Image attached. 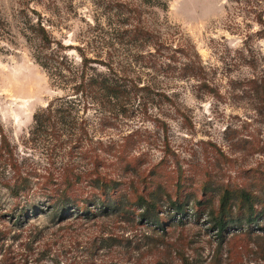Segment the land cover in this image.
<instances>
[{
  "label": "trees",
  "instance_id": "16d2710c",
  "mask_svg": "<svg viewBox=\"0 0 264 264\" xmlns=\"http://www.w3.org/2000/svg\"><path fill=\"white\" fill-rule=\"evenodd\" d=\"M89 1L93 17L77 43L57 37L52 18L29 5L24 36L60 92L34 112L21 153L0 121V193L16 207L24 202L17 218L48 209L60 227L66 220H82L79 226L97 222L100 231L85 234L94 237L85 251L91 254L88 264H143L147 254L157 258L151 264H169L159 259L173 251L180 256L182 249L166 239L171 224L164 220V207L180 213L188 201H212L213 194L205 197L212 172L209 165L181 163L169 121L151 109H185L175 89L181 80L194 79L205 90L217 83L196 42L168 18L170 0ZM243 1L250 20L264 25V0ZM5 23L0 14V35ZM239 83L236 88L263 121L264 68L254 67ZM213 144L216 154L225 155ZM263 174L238 185H216L220 209L214 226L220 233L234 219V200L246 205L248 221L257 218V206L264 203ZM187 188L193 190L188 195ZM197 188L203 192L198 199ZM23 223L0 221V264H29L28 254L14 244L21 233L10 235ZM39 231L43 235L42 227Z\"/></svg>",
  "mask_w": 264,
  "mask_h": 264
},
{
  "label": "rangeland",
  "instance_id": "374dc122",
  "mask_svg": "<svg viewBox=\"0 0 264 264\" xmlns=\"http://www.w3.org/2000/svg\"><path fill=\"white\" fill-rule=\"evenodd\" d=\"M29 5L52 18L55 24L51 28L66 43L78 42L86 21L93 17L94 8L89 0H0V14L6 21L1 24L0 35V121L20 153L34 112L60 92L36 61L31 43L24 36ZM248 8L243 0H170L168 18L196 42L217 87L205 90L194 79L181 80L175 89L185 109L151 110L169 121L170 135L180 152L181 163L192 168L209 165L211 193L205 197L213 194V200L205 199L202 204L188 201L185 211H173V217L170 209L164 207V220L171 224L166 239L179 244L182 252L178 256L173 251L159 261L264 264V203L257 206V218L250 222L246 205L234 200V219L223 233L214 226L215 213L220 209L216 194L219 182L238 185L250 182L258 171H264V120L260 121L262 117L249 108L247 97L235 86L251 75L254 67L264 68V25L250 20ZM258 29L262 30L257 32ZM70 52L78 57L74 49ZM213 143L225 155L216 154ZM251 143H256L253 150ZM190 189L185 190L186 195L193 191ZM196 190L197 199L203 197L200 188ZM0 203L3 206L1 222H24L19 228L18 224L13 226L10 235L21 233L14 244L20 253L28 254L29 264L90 262L91 254L86 252L94 237L89 239L85 234L92 236L99 232L101 227L97 222L79 226L82 220L76 223L66 220L60 227L48 209L39 215L27 213L29 218L26 215L17 218L24 202L16 207V201L4 191L0 193ZM39 227L43 228V235ZM75 228L77 234L73 232ZM70 230L72 234H68ZM156 259L147 254L142 263L151 264Z\"/></svg>",
  "mask_w": 264,
  "mask_h": 264
}]
</instances>
